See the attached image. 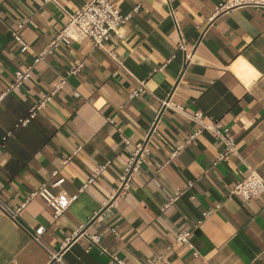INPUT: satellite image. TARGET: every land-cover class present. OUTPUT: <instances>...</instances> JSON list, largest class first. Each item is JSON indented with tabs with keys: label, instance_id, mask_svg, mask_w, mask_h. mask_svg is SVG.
<instances>
[{
	"label": "crops",
	"instance_id": "0c3cea01",
	"mask_svg": "<svg viewBox=\"0 0 264 264\" xmlns=\"http://www.w3.org/2000/svg\"><path fill=\"white\" fill-rule=\"evenodd\" d=\"M110 1L130 18L103 46L51 48L89 0H0V198L20 210L18 222L0 210V264H264V196L232 194L264 179V5ZM217 122L236 143L226 161ZM42 185L76 197L61 217L31 198Z\"/></svg>",
	"mask_w": 264,
	"mask_h": 264
},
{
	"label": "built area",
	"instance_id": "2783aa9c",
	"mask_svg": "<svg viewBox=\"0 0 264 264\" xmlns=\"http://www.w3.org/2000/svg\"><path fill=\"white\" fill-rule=\"evenodd\" d=\"M243 5L261 6L264 5V0H228L225 6L233 7ZM129 18L130 16H123L120 10L110 0H89L83 8L78 10L75 14L69 15L66 27L53 40L50 47L55 48L59 46L60 43H70L71 41L79 42L86 39L91 40L95 46H103L111 39L113 34L118 33L121 26L124 25ZM24 25L25 23H22L19 26V30L23 29ZM14 38L21 45L22 52L28 51L29 46L22 39L19 31L14 32ZM181 48H184L183 45H181ZM80 68H82V65H79L74 72L78 71ZM31 77L32 67H27L24 71L17 72L16 82L11 85L10 88H20L23 83ZM64 83V81L59 83L52 93L42 95L39 101L31 108L28 116L19 121L18 127H25L29 125L39 112L44 111L51 102L53 95L63 88ZM134 94L137 95L138 92H135ZM200 118H202L201 113H196L194 115V119L198 120ZM208 128L220 137L225 144V151L222 155H220L218 160L226 161L230 157L236 156V143L229 129L223 127V125L218 122ZM6 139L7 137L4 138V141H6ZM143 150L144 148L139 146L130 159L129 164L121 177L122 190L127 189L129 184L134 180L135 174L139 169ZM232 194L247 202L257 200L264 196V179L257 174H252L244 181L238 183L234 187ZM31 198H41L51 209L56 219L61 217L76 200V197L63 195L55 196L46 188L45 185H42L36 192H34ZM0 210L13 221H19L20 210H12L1 200V198ZM210 214L211 212L204 214V216L206 217ZM200 223L201 222H199V224ZM43 232V228L37 229L34 233H32V236L36 239V241H39ZM190 237L191 232H180L176 237V241L178 243L190 245ZM92 241L97 243L98 239L95 237L92 238Z\"/></svg>",
	"mask_w": 264,
	"mask_h": 264
}]
</instances>
